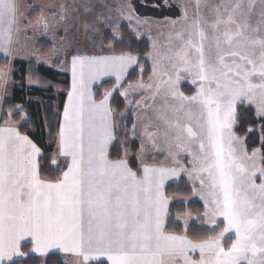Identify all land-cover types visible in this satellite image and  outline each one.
<instances>
[{
    "label": "snow or ice",
    "instance_id": "obj_1",
    "mask_svg": "<svg viewBox=\"0 0 264 264\" xmlns=\"http://www.w3.org/2000/svg\"><path fill=\"white\" fill-rule=\"evenodd\" d=\"M181 7V20L172 21L180 27L167 47L153 41L152 82L127 85L147 89L152 101L144 107L153 115L142 125L151 147L142 141L134 162L127 152L110 156L117 140L110 101L139 58L117 55L111 44L109 53L71 56V89L51 160L55 166L64 158L58 176L42 177L46 154L28 135L7 120L0 126V264H30L37 256L38 264H47L44 258L59 252L74 255L75 264H264V153L249 154L233 131L238 105L254 107L264 119V0H194L191 15ZM112 11L106 0H71L60 5L58 20L32 25L18 0H0V53L14 55L22 24L47 32L78 23L91 36L107 28L122 42ZM116 11L141 23L131 3ZM10 71L0 72V87ZM104 77H114L115 87L97 100L92 86ZM182 80L196 85L194 94L181 91ZM149 151H165L178 167L157 165ZM181 153L191 168L183 167ZM180 171L199 182L204 219L216 233L209 239L194 241L166 228L164 185ZM228 233L234 240L226 246ZM26 241L31 252L23 251ZM197 251L193 259L189 253Z\"/></svg>",
    "mask_w": 264,
    "mask_h": 264
},
{
    "label": "trees",
    "instance_id": "obj_2",
    "mask_svg": "<svg viewBox=\"0 0 264 264\" xmlns=\"http://www.w3.org/2000/svg\"><path fill=\"white\" fill-rule=\"evenodd\" d=\"M148 2H151L149 4L150 10L161 6L164 14L176 12L175 7H166L163 0H148ZM142 6H140L138 12L140 10L147 11L145 6ZM159 10L161 11V9ZM119 33L122 42L114 41L109 32L104 33L102 38L103 46L111 52L112 49L108 47L111 44L112 48L116 50L115 54L131 52L139 60L138 68L136 67L129 72L125 79L126 83L114 93L110 102L113 109L117 140L109 151L110 156L114 159L122 158L127 152L128 159L134 162L140 146L139 142L132 136L131 131L136 114L134 107L142 99V96H133L126 99L119 93L127 88L128 84L146 82L151 77L152 68L148 59L151 53V46L147 38L139 39L133 33L130 25L122 24ZM36 49L42 56H47L51 51V45L48 41L42 40L38 43ZM9 63L8 58L0 56V72ZM61 63L62 60L59 59L54 61L51 67H47L32 60L14 61L12 63L13 84L9 87L10 96L4 101L1 112L2 122L5 120L14 122L18 125L20 131L28 135L46 154L45 159L41 161L42 177L44 179H52L62 171L61 167H53L51 164L61 124L60 112L64 107L70 89L69 76L57 71ZM28 81L34 85H28ZM114 87L115 81L107 80L96 86L93 92L97 100H99L103 98V94L106 91ZM182 91L189 95L191 88L188 85H183ZM7 113H11V115L9 116ZM234 132L239 138L244 139V144L249 154L253 150L258 149L261 153H264V139H262L264 137V119L256 115L254 107L248 105L237 106ZM165 194L168 199L180 200V202L172 203L169 207L166 224L169 232L177 235H187L194 241L209 239L216 234L211 228L204 225L205 207L201 201L194 199L193 188L189 181L182 179L168 185L165 189ZM187 215L193 216L197 220L191 223L186 231L180 218ZM193 225L195 226L193 227ZM216 227L222 229L224 223L219 222ZM233 240L234 237L227 238L225 240L226 246ZM28 250L29 246L23 247V251ZM44 260L47 264H69L70 258L62 254H52L49 257H45ZM39 261L40 258L34 257L30 264H38Z\"/></svg>",
    "mask_w": 264,
    "mask_h": 264
},
{
    "label": "rangeland",
    "instance_id": "obj_3",
    "mask_svg": "<svg viewBox=\"0 0 264 264\" xmlns=\"http://www.w3.org/2000/svg\"><path fill=\"white\" fill-rule=\"evenodd\" d=\"M18 2L21 6V11L24 14V20L26 22L30 21L32 25H36L37 21H39L42 18L48 20L49 22H54L58 20L59 19L58 13L60 11V5L64 3H71V0H18ZM106 2L109 5H111L113 9V11L109 13V15H111L113 18L116 19L119 25L118 33L120 31V27L122 24L130 25L133 33L139 39L147 38L148 42L150 43L151 53L148 59H149V63L152 68V75L146 82L145 81H141V82H143L144 84L151 83L152 80L154 79L153 60H152V55H151L154 52L153 41L157 42L158 47L165 49L168 45L169 37L170 36L174 37L176 30H178L180 27L179 24L173 26L172 21L181 20L182 15H183L182 7H181L182 5L188 8L189 14L191 15L192 12L194 11V0H163V3L166 5V7L172 6V7H175L176 9L177 13L175 12L172 14L171 12H169L167 13L169 15H167L166 13L165 14L163 13V8H161V6L160 8L158 6L156 9H151L152 10L151 11L149 8V4H151V2H148V0H106ZM216 2H218V0H210V3H216ZM128 3H131L133 5L135 9L134 15L140 18L141 23L139 25H137L135 19L129 22L127 19L120 17L119 13L116 11V9L120 5H125ZM143 4L145 8L147 9V11L145 12L144 10H140L138 12L140 6H142ZM159 9H161L162 12ZM100 10L101 9H99L98 7L97 11H100ZM72 14L77 15L78 13L76 12L75 9H73ZM107 32L108 30L107 28H105L104 30H102V32L99 35L91 36L89 34H86L85 31L82 28H80L78 23L73 27H69L68 29H58L56 27H51L49 31L47 32H43L39 27L25 28L24 25L22 24L20 32L14 36L13 53L15 54L16 57H19V54L23 52V55H22L23 58L27 59L25 61L32 60V61H35L37 64L51 67L54 61L61 59L63 63L64 60L71 58V56L76 52L88 53V54H93V55L98 54L101 51H103L104 53H109L110 50L105 48L102 44L103 35L104 33H107ZM137 32H139L140 34L137 35L136 34ZM64 33H66V35H63ZM62 35H63V38H62ZM42 40L48 41L51 45V51L47 56H42L36 49V46ZM93 40H95V46H93ZM136 67L138 68L137 65H134L130 69V71L135 69ZM4 70L5 69H3L2 72ZM57 71H58V68H57ZM62 74H65V73H62ZM28 85H34V84L28 81ZM183 85H188L191 88V93L189 95H192L195 93L196 85L192 84L189 80L181 81V84H180L181 91H182ZM4 86L5 85H3L2 87L4 88ZM128 93L129 95L127 98H130L133 96L143 97L134 107L136 111L135 121H134L135 135L133 134V131H131L132 136L139 142L140 147H139L138 154H140L142 141L145 142L146 147H148L149 149L151 147L150 145L146 144V141L143 135L142 125L145 123V120H144L145 115L147 117H152L153 115L152 110L150 108L146 109L144 107L145 103L150 104L152 103V101L148 99L149 91L147 89L129 88ZM129 104L131 105V103ZM233 131H234V127H233ZM240 141L245 147L244 140L240 138ZM147 155L154 157L155 163L157 162L158 164H162V163L168 162L170 166H176V164L171 162L170 157L167 159L165 158L166 157L165 151H161V152L149 151ZM180 162L182 165H184L183 167L185 169L191 168V165L187 163L186 155L183 153H181L180 155ZM181 175L183 176V178L185 177L184 179H187V181L190 182L193 188L195 198L201 201L205 207V202L204 200L201 199L199 195V189H200L199 182L196 181L195 179H188L187 171H183ZM193 219H194L193 216L187 215V216L180 218V221L182 222L183 225L185 221H187L189 225L192 222H194ZM203 220H204V225L206 227L212 228V225L207 223L204 217H203ZM221 221H222V218H220V220H218L217 223ZM231 234H234V233H231Z\"/></svg>",
    "mask_w": 264,
    "mask_h": 264
},
{
    "label": "crops",
    "instance_id": "obj_4",
    "mask_svg": "<svg viewBox=\"0 0 264 264\" xmlns=\"http://www.w3.org/2000/svg\"><path fill=\"white\" fill-rule=\"evenodd\" d=\"M14 44V43H13ZM23 52H21L20 54H19V57H16L15 56V54L13 55V56H11V57H7L9 60H10V63H9V65L5 68V70L4 71H8L9 70V68L11 69V71H10V74H9V79H8V83L4 86V88L2 87V88H0V126H2L3 125V123L4 122H2L1 121V112H2V107H3V104H4V101L6 100V98H8L9 96H10V91H9V88L8 87H10L11 86V84H13V80H12V71H13V67H12V62H14V61H17V60H19V61H25V60H27V59H25V58H23ZM93 55V54H92ZM0 56H4L3 55V53H0ZM70 61H71V58H69V59H67V60H64L63 61V63L58 67V71L60 72V73H65L66 75H68L69 76V78H70V89H71V83H72V75H71V71H70ZM131 69V68H130ZM130 69L128 70V72L130 71ZM3 71V72H4ZM2 72V71H1ZM128 75V74H127ZM127 75H126V77H127ZM126 77H125V79H126ZM107 80H113V81H115V78L114 77H104L102 80H100V81H98L97 83H95L93 86H92V90L96 87V86H98V85H100L101 83H103V82H105V81H107ZM70 89H69V91H70ZM128 89L129 88H125L124 90H122V91H128ZM119 89H117V91H118ZM116 92V91H115ZM114 92V93H115ZM94 93V92H93ZM114 93H113V95H114ZM124 97V96H123ZM143 98V97H142ZM111 102V101H110ZM67 103V99H66V102H65V104ZM65 104H64V106H65ZM63 110H64V107H63V109L61 110V112H60V116H61V123L63 122ZM8 122H9V124H11V125H13V126H15V127H17L18 128V125H16L14 122H12L11 120H7ZM244 140V139H243ZM115 142V141H114ZM114 142H113V144H114ZM39 147V146H38ZM111 148V147H110ZM57 149H58V141H57V144H56V146H55V148H54V153H53V157L56 155V153H57ZM43 153V152H42ZM128 158V157H127ZM156 164L157 165H159L157 162H156ZM162 164H164V165H166V166H168V167H178V165H176V166H170L169 164H168V162H165V163H162ZM53 167H61L62 168V170H63V168H64V158L63 157H59L58 158V163H57V165H52ZM184 166V165H183ZM183 171H180L179 172V176H178V178L177 177H173V178H171V179H168L166 182H165V185H164V192H165V189H166V187L168 186V185H170V184H172V183H176V182H178V181H180V180H182V179H184L183 178V176L181 175V173H182ZM181 175V176H180ZM184 175V174H183ZM188 179H190L189 178V176H188ZM185 180H187V179H185ZM166 195V194H165ZM194 199H196L195 198V196H194ZM169 200V204H168V210H169V207H170V205L172 204V203H174V202H180V200H178V199H168ZM204 217V216H203ZM194 220V222L197 220L196 218H194L193 219ZM193 223V222H192ZM218 224V223H217ZM190 225V224H189ZM212 229V228H211ZM234 237V234H231V233H228L226 236H225V239H227V238H229V237ZM25 246H29V250L28 251H25V252H31V245L26 241V242H24V247ZM57 254H62V255H65V256H67V257H69L70 258V260H69V264H75V261H76V257L74 256V255H72V254H70V253H63V252H59V253H57ZM50 255H52V254H50ZM189 255L193 258V259H198L199 258V252L197 251V252H194V253H189ZM38 257V256H37ZM39 258V257H38Z\"/></svg>",
    "mask_w": 264,
    "mask_h": 264
}]
</instances>
